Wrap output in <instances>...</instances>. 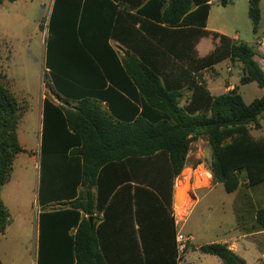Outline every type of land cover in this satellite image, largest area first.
I'll return each instance as SVG.
<instances>
[{"label":"trees","instance_id":"obj_1","mask_svg":"<svg viewBox=\"0 0 264 264\" xmlns=\"http://www.w3.org/2000/svg\"><path fill=\"white\" fill-rule=\"evenodd\" d=\"M210 1L54 0L45 75L51 90L66 102L56 104L47 97L43 101L38 264L47 263V256L62 248L69 250L70 264L74 256L76 264H110L102 253V234L119 187L132 180L149 185L161 208H171L191 144L201 137L207 138L211 150L214 185L232 194L242 186L264 183V137L252 134L262 129L264 96L247 104L239 86L213 96L206 81L200 76V84L192 75L229 60L242 71L241 85L256 83L264 89L256 45L206 30ZM261 1H249L257 40L263 26ZM221 4L226 7L229 1ZM204 37L217 43L214 51L204 58L192 57ZM110 40L124 45L126 53L122 56ZM187 87L192 94L183 104ZM21 118L20 102L4 84L0 55L1 235L11 223L3 188L17 156L27 152L18 134ZM141 192L136 190L126 208L133 209L135 202L143 245L130 250H143L144 257L130 264H177L172 223L170 244L164 232L158 247L145 244ZM251 212L253 224L244 231L263 233L264 207ZM100 213L105 223L96 230L95 214ZM199 250L224 264H247L227 244L214 242Z\"/></svg>","mask_w":264,"mask_h":264},{"label":"rangeland","instance_id":"obj_2","mask_svg":"<svg viewBox=\"0 0 264 264\" xmlns=\"http://www.w3.org/2000/svg\"><path fill=\"white\" fill-rule=\"evenodd\" d=\"M228 1L226 7L222 6L221 0L212 6V24L216 29L237 35L241 42L254 46L256 38L249 17L250 0ZM51 6L52 0H18L14 3L5 0L0 5L1 72L5 86L20 102L22 118L18 134L22 147L27 150L17 156L10 180L2 192V199L11 214V223L5 234H0V264L36 263L35 229L39 227L42 213L39 203L41 108L45 97L57 104H65L51 90L49 78L45 75V39ZM261 8L264 13V0L261 1ZM204 46L211 47L212 39L206 38ZM239 76H242V71L230 61L206 73L214 95L227 93L228 85H235L239 86V93L247 104L264 96V89L256 83L241 85ZM260 122L262 129L252 130L256 138L264 137V114L260 116ZM200 149L207 167L211 159L207 138L201 137L192 144V153ZM33 155L36 156V163ZM204 169L203 166H187L176 180L180 190L187 184L183 192L188 193L190 198L188 208L193 206L183 233L194 239L188 245L183 264H224L218 257L199 250L202 245L222 240L228 245L235 242L245 245L248 264H264V261L258 260L259 253L250 246L254 241L258 248H264V234L243 237L244 228L253 224L251 211L264 207V187L249 189L244 186L240 191L229 194L220 185L195 206L190 193L193 190L198 192L197 189L207 185L198 181L205 173ZM181 205L177 208H182Z\"/></svg>","mask_w":264,"mask_h":264},{"label":"crops","instance_id":"obj_3","mask_svg":"<svg viewBox=\"0 0 264 264\" xmlns=\"http://www.w3.org/2000/svg\"><path fill=\"white\" fill-rule=\"evenodd\" d=\"M54 0H52V6H53ZM51 6V10H52ZM50 10V13H51ZM131 13H135L136 9H132L130 11ZM206 30L212 31V32H217L220 34H223L235 41H240L237 37V35H230L226 33L225 31H222L220 29H216L215 26L212 24V16L211 12L206 24ZM209 37H204L200 39V41L197 43L195 47V53L190 54L194 58H204L211 54L216 45L213 44L212 40V46L206 48L204 46L205 39ZM256 41V49L258 52L257 60L260 63L261 67L264 70V13H263V26L262 30L260 32V39L257 40V37L255 36ZM212 39V38H211ZM110 44L123 56L126 53L127 48L119 44L117 41L110 40ZM254 45V46H255ZM229 60H226L222 63H219L215 65L211 69H218L222 64L228 63ZM240 69V68H239ZM210 69H205L197 72H192V75L198 81L200 84V76L206 81L207 83V88L211 92L213 96H219L222 94H213V88L211 86V81L207 80L206 73ZM241 76H239L238 80L240 81ZM234 87H237L235 85H228V92L232 91ZM192 92L191 90L187 87L184 90V100L183 104H186L189 102V98L191 96ZM46 98V97H45ZM44 98V99H45ZM62 100L64 103L66 102L64 99L59 98ZM44 101V100H43ZM57 104V103H56ZM70 105H74L73 102L70 103ZM43 114V105L41 108V116ZM42 118L41 117V130L40 134L42 137ZM260 138V137H259ZM194 143V142H193ZM192 143V144H193ZM191 144V148H192ZM40 148H41V139H40ZM203 151L200 149L199 151H196L195 153H192L190 150V153L188 155L186 167L190 165H197V166H203L204 169V174L201 175V177H204L206 179L207 185L204 188L193 190V192L190 193L192 197L195 200V206L200 203L205 197L207 193H210L213 191L215 188L219 187L221 184L214 185L213 183V177L209 171V166L205 167L207 162L203 160L202 158ZM192 157V158H190ZM33 159L36 163V156L33 155ZM39 165H40V151H39ZM209 174V176H208ZM186 182V179H184V183ZM181 184V183H179ZM177 184L175 183L174 186V193H173V198H172V207L163 209L161 208V204L156 201L153 196L150 194L153 191L149 185H146L144 183H139L136 182L135 180H132L130 182H126L121 187H119L118 192L116 196L112 195V198L114 197V200L112 202L113 208L111 212V222H107V224L104 225L105 223V217L104 213L100 214H95L96 220V230L100 229L104 225L103 228V239H102V253L106 260L110 263L113 264V261L119 264H130L133 261H139L138 259H142L144 257L143 250L142 252H139L138 250L132 251L130 250V247L135 246L138 247L140 246L142 248V237H141V226L139 223V220H137L136 217V208H135V202L133 201V209L132 208H126V206L129 204L131 198L135 196L136 198V190L143 189L144 192L139 193V198L141 199L139 203L141 204L140 210L142 211L141 214V221L143 222V231H144V240L145 244L147 246H152V247H158L161 244L160 241V233L164 232L163 239L164 241H167L168 244L171 242L170 238V228H171V223L172 227L175 233V237L173 238V246H176V219H175V212L177 209L176 205V196L179 191V188H177ZM244 186H242L240 189H242ZM246 187V186H245ZM257 187H264V183ZM249 188V187H248ZM255 188V187H254ZM178 189V190H177ZM240 189L238 191H240ZM250 189V188H249ZM184 191V190H183ZM188 192V191H187ZM237 192V191H236ZM235 192V193H236ZM187 205H190V198H188V193H186V200H183V202ZM110 203V202H109ZM184 204V203H183ZM182 204V205H183ZM194 206V207H195ZM193 207V206H192ZM190 210V213L192 211V208ZM94 221V220H93ZM186 224V223H185ZM92 226V225H91ZM185 227V226H184ZM36 231V238L34 241V257L36 258V263L38 264V258H39V236H40V230L39 227L35 229ZM168 231V232H167ZM76 233V230H72L70 232L71 235H74ZM260 233H254V234H248L247 231H244L243 237L251 236V235H256ZM264 234V232H263ZM218 243H223L227 244V241L222 240L221 242ZM210 244V243H209ZM231 250H233L235 253H237L239 256L244 258L248 264L247 261V253L248 250L246 249L245 245H241L240 243H233L232 245H228ZM250 246L255 249L257 253H259L258 260L259 261H264V248H258L256 242H251ZM68 253V254H67ZM154 255V254H153ZM157 257H159V254L157 253ZM170 258V257H169ZM63 262V263H62ZM71 258L69 255V250L66 251L65 249L59 250H54L53 254L47 256V263L45 264H70ZM76 256H74V260L72 264H76Z\"/></svg>","mask_w":264,"mask_h":264},{"label":"built area","instance_id":"obj_4","mask_svg":"<svg viewBox=\"0 0 264 264\" xmlns=\"http://www.w3.org/2000/svg\"><path fill=\"white\" fill-rule=\"evenodd\" d=\"M219 0H211L210 4H215ZM191 208H188L187 211L180 215L178 212V208L175 212V219H176V248H177V264L185 263L183 261L184 256L186 255L188 245L193 241V236L185 235L183 233V229L187 218L190 214ZM264 258V257H263Z\"/></svg>","mask_w":264,"mask_h":264},{"label":"bare ground","instance_id":"obj_5","mask_svg":"<svg viewBox=\"0 0 264 264\" xmlns=\"http://www.w3.org/2000/svg\"><path fill=\"white\" fill-rule=\"evenodd\" d=\"M203 176H205V174ZM208 176H209V174H208ZM198 181L201 183H206V179L204 177H199ZM186 186H187V184L185 183L183 186V189H186ZM183 189L182 190L179 189V191H178V198L181 202L183 200H186V192H183ZM183 203H182L183 205H181L182 208H178V212L180 215L184 214L187 211L188 206H189L185 203V201Z\"/></svg>","mask_w":264,"mask_h":264},{"label":"water","instance_id":"obj_6","mask_svg":"<svg viewBox=\"0 0 264 264\" xmlns=\"http://www.w3.org/2000/svg\"><path fill=\"white\" fill-rule=\"evenodd\" d=\"M45 41H46V39H45ZM176 205L177 206H180L181 205V201L178 198V193H177V196H176ZM90 223L93 226V218H90Z\"/></svg>","mask_w":264,"mask_h":264}]
</instances>
